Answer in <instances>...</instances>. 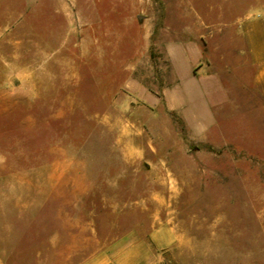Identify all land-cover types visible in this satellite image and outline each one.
<instances>
[{"label": "rangeland", "instance_id": "374dc122", "mask_svg": "<svg viewBox=\"0 0 264 264\" xmlns=\"http://www.w3.org/2000/svg\"><path fill=\"white\" fill-rule=\"evenodd\" d=\"M264 0H0V264H264Z\"/></svg>", "mask_w": 264, "mask_h": 264}, {"label": "crops", "instance_id": "0c3cea01", "mask_svg": "<svg viewBox=\"0 0 264 264\" xmlns=\"http://www.w3.org/2000/svg\"><path fill=\"white\" fill-rule=\"evenodd\" d=\"M263 28H254L247 34L248 55L256 66L253 77V89L262 95L264 104V25ZM256 89V90H255Z\"/></svg>", "mask_w": 264, "mask_h": 264}]
</instances>
